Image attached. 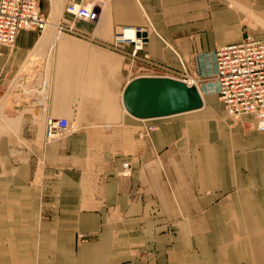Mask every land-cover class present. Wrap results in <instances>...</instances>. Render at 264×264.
<instances>
[{"label":"crops","instance_id":"crops-1","mask_svg":"<svg viewBox=\"0 0 264 264\" xmlns=\"http://www.w3.org/2000/svg\"><path fill=\"white\" fill-rule=\"evenodd\" d=\"M71 1L83 0H42V34L0 48V264H264V131L254 114L233 119L209 83V52L264 39V0H92L96 21L66 13ZM124 27L145 30L151 74L196 79L201 109L125 112L136 75L125 81L129 48L112 45ZM40 57L45 79L22 91ZM51 115L121 121L48 141Z\"/></svg>","mask_w":264,"mask_h":264},{"label":"built area","instance_id":"built-area-1","mask_svg":"<svg viewBox=\"0 0 264 264\" xmlns=\"http://www.w3.org/2000/svg\"><path fill=\"white\" fill-rule=\"evenodd\" d=\"M42 0H0V48L6 45L14 47L19 33L24 30L45 29L48 19L45 18L41 4ZM65 12L74 18L96 21L98 10L92 0L71 1L65 7ZM70 31L73 28H68ZM133 33V37L126 34ZM143 28L124 27L119 29L113 41V49L129 48L125 53L132 66L140 63L143 73L151 74L155 65L146 55L147 40L138 35ZM0 49V56H1ZM213 85L211 91L216 92L223 102L227 113L233 118H241L245 114H254L256 125L264 131V39L259 40L249 35L240 42L230 45H220L212 52ZM155 75V74H154ZM189 83L196 79L183 77ZM45 134L48 141L64 136L73 128L70 118L49 116L45 119ZM154 126L147 129L151 131ZM124 172H128L131 163L124 162Z\"/></svg>","mask_w":264,"mask_h":264},{"label":"water","instance_id":"water-1","mask_svg":"<svg viewBox=\"0 0 264 264\" xmlns=\"http://www.w3.org/2000/svg\"><path fill=\"white\" fill-rule=\"evenodd\" d=\"M21 90L10 99L18 101ZM125 112L135 119L151 120L193 112L205 105L201 88L181 77L171 75H137L129 80L122 93Z\"/></svg>","mask_w":264,"mask_h":264},{"label":"rangeland","instance_id":"rangeland-1","mask_svg":"<svg viewBox=\"0 0 264 264\" xmlns=\"http://www.w3.org/2000/svg\"><path fill=\"white\" fill-rule=\"evenodd\" d=\"M42 11H43L45 18L46 17L48 18L49 13L45 12L44 9ZM58 12H56L54 15L60 16V17H62L64 15L63 9H60V11H58ZM58 30H59V32L62 31L61 29H58ZM40 33L42 34V32H40ZM124 56L126 57V55H124ZM124 56H122L120 59H122V68H123L122 70H123V74H124V79L126 81L127 79H129L135 75L137 76L138 74H141V72H138V69H137L135 64L133 66L130 65V59H128L127 57L125 58ZM106 60L108 62L111 61L109 59H106ZM49 64L50 63L46 62L43 57L42 58L40 57L36 60H33L32 62H30V64H27L26 68H24L23 72L20 74V76L22 77L21 79L24 80V84L20 89L22 91H24V90L27 91L29 89V87L31 86V84H34L33 83L34 79L38 80L37 81L38 83H40L41 80H44L45 78L43 76H45L44 74H46L48 72V69H49L48 65ZM41 77H42V79H41ZM46 79H47V77H46ZM14 84H12V86H11L12 91H10V94L7 96V98L8 97L10 98V95L16 90V89H14L16 87V84H15V86H14ZM24 94H27V93L25 92ZM21 98H22V93L20 95L19 102H20ZM9 100H12V99H9ZM14 102H16V101H14ZM87 107H91V106L87 105ZM85 108H86V106L84 105V110L87 111ZM81 112H82V108H80L78 115L81 114ZM69 118L73 122V128H79V126H83V124H85V126H93V125H99L100 126L101 125L103 127V125H106L107 123H111L113 127H116L115 126L117 124L116 122L121 121L120 119H118L119 117H113V116H109L107 118H95L93 120H80L76 116H73V118H71V117H69ZM75 118H77V119H75ZM15 125H16V123L14 124V126Z\"/></svg>","mask_w":264,"mask_h":264},{"label":"bare ground","instance_id":"bare-ground-1","mask_svg":"<svg viewBox=\"0 0 264 264\" xmlns=\"http://www.w3.org/2000/svg\"><path fill=\"white\" fill-rule=\"evenodd\" d=\"M47 26V25H46ZM46 28V27H45ZM49 32V31H48ZM45 34H46V32H44ZM127 33H129L130 35H128V36H130V37H133V33H131V32H129V31H126V34ZM49 34V33H48ZM51 34V33H50ZM52 36V34L50 35V37ZM49 38V37H48ZM52 39V38H51ZM42 41V40H41ZM44 41V40H43ZM42 41V42H43ZM41 43V42H40ZM46 43V42H45ZM29 60V59H28ZM45 82V81H44ZM15 83H17V81L15 82ZM194 83H196L197 84V82H194ZM17 86V85H16ZM200 87V86H199ZM201 88V87H200ZM202 91V90H201ZM202 95H203V92H202ZM37 96V95H36ZM6 102V101H5ZM14 103V102H13ZM5 104V103H4ZM17 117V116H16ZM17 119H19L18 117H17ZM16 119V120H17ZM12 119H10V121H11ZM15 120V119H14Z\"/></svg>","mask_w":264,"mask_h":264}]
</instances>
